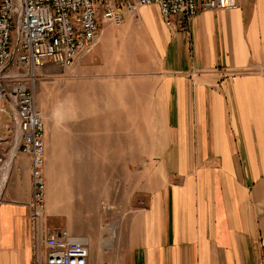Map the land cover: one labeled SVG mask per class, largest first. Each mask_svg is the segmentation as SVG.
Masks as SVG:
<instances>
[{"label": "crops", "instance_id": "1", "mask_svg": "<svg viewBox=\"0 0 264 264\" xmlns=\"http://www.w3.org/2000/svg\"><path fill=\"white\" fill-rule=\"evenodd\" d=\"M135 18L142 23L123 11L128 35L102 22L97 47L79 59L93 51L82 64L91 65L118 47L127 60L123 42L133 30L162 60L147 83L129 85L151 102L145 116L160 152L140 175L144 204L132 206L116 264H264V0L202 9L187 25H166L157 5L141 6ZM30 165L19 152L3 194L0 264L46 260L29 220ZM102 261L93 249L88 264Z\"/></svg>", "mask_w": 264, "mask_h": 264}, {"label": "rangeland", "instance_id": "2", "mask_svg": "<svg viewBox=\"0 0 264 264\" xmlns=\"http://www.w3.org/2000/svg\"><path fill=\"white\" fill-rule=\"evenodd\" d=\"M137 12L130 13L133 25L142 23L135 18ZM125 21L108 28L118 31L126 26ZM131 25L125 27L126 35ZM132 33L123 42L127 60L119 61L115 47L100 60L89 61L91 65L82 64L94 49L71 67L46 62L39 68L35 87L45 123L46 223L87 236L89 257L96 249L103 258L101 264L117 263L121 238L127 241L132 206L144 204L136 197L140 175L160 152V145H151L153 119L145 116L151 102L137 100L129 85L147 83L162 60L150 38L138 41L142 32L139 37ZM140 45H144L141 50L137 49ZM120 65L126 70H120ZM12 123L0 106V136H10ZM114 231L113 245L103 247L104 238Z\"/></svg>", "mask_w": 264, "mask_h": 264}, {"label": "built area", "instance_id": "3", "mask_svg": "<svg viewBox=\"0 0 264 264\" xmlns=\"http://www.w3.org/2000/svg\"><path fill=\"white\" fill-rule=\"evenodd\" d=\"M144 5H157L170 26L174 19L189 24L202 9L233 8L237 0H0V106L13 119L10 136H0V204L14 160L19 152L28 154L29 220L36 245L46 247L45 262L36 258L35 264H88L90 254L87 236L45 220V123L35 100L39 68L46 62L73 66L98 42L102 22L121 26L123 11L136 13ZM115 237L111 232L101 245L111 247Z\"/></svg>", "mask_w": 264, "mask_h": 264}]
</instances>
